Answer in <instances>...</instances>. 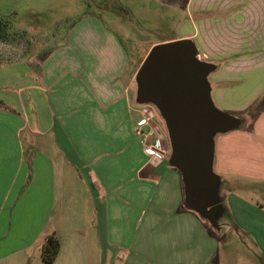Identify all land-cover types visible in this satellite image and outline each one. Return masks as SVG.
<instances>
[{
    "label": "crops",
    "instance_id": "0c3cea01",
    "mask_svg": "<svg viewBox=\"0 0 264 264\" xmlns=\"http://www.w3.org/2000/svg\"><path fill=\"white\" fill-rule=\"evenodd\" d=\"M154 2L182 14V35L164 42L191 40L213 66L207 81L217 108L241 112L261 99L264 0H128L127 7L149 11ZM67 36L38 71L25 60L0 63V99L14 110L0 109V264H48L40 248L51 233L60 244L51 264H219L218 237L185 201L154 105L161 120L142 124L147 107L135 77L153 45L132 53L124 26L92 14ZM148 133L162 141L165 159L144 154ZM215 137L220 203L227 204L225 186L239 192L242 180L264 192V112L250 130ZM230 208L239 217L251 209L236 201ZM262 216L252 222L259 264Z\"/></svg>",
    "mask_w": 264,
    "mask_h": 264
},
{
    "label": "rangeland",
    "instance_id": "374dc122",
    "mask_svg": "<svg viewBox=\"0 0 264 264\" xmlns=\"http://www.w3.org/2000/svg\"><path fill=\"white\" fill-rule=\"evenodd\" d=\"M127 2L123 0L118 3L119 7L127 10L123 12L114 7L110 0H0V18L8 21V29L0 35V63L25 60L30 69L35 71L44 56L46 58L59 44L68 42L67 33L73 24L90 14L103 18L110 28L124 26L128 36L125 42L127 47L140 56L152 45L173 42L175 40L164 41L182 35V14L179 11L162 7L156 2L152 3L149 11L134 4H131L133 10H129ZM227 8L224 6L223 13ZM211 101L214 104L212 96ZM145 105L153 112L155 122L160 121V113H156L152 104ZM261 105H264L261 101L257 102L256 109ZM241 122L242 119L238 118L237 127ZM167 142L169 144L168 138ZM242 181V186H238L239 192H236V187L226 186L225 192H221L227 204L220 203V212L212 215L215 224L203 219L218 237L215 238L219 240V264L260 263L257 258L259 251L252 242L255 237L252 222L259 215H264V192L256 187L254 181ZM233 201L251 209L239 217L230 208Z\"/></svg>",
    "mask_w": 264,
    "mask_h": 264
},
{
    "label": "water",
    "instance_id": "95a60500",
    "mask_svg": "<svg viewBox=\"0 0 264 264\" xmlns=\"http://www.w3.org/2000/svg\"><path fill=\"white\" fill-rule=\"evenodd\" d=\"M213 66L200 60L191 40L153 46L137 71L140 103H150L164 120L169 163L181 173L191 210L215 224L220 212L219 178L213 173L214 136L237 128V118L211 101L207 76Z\"/></svg>",
    "mask_w": 264,
    "mask_h": 264
},
{
    "label": "trees",
    "instance_id": "16d2710c",
    "mask_svg": "<svg viewBox=\"0 0 264 264\" xmlns=\"http://www.w3.org/2000/svg\"><path fill=\"white\" fill-rule=\"evenodd\" d=\"M114 7H117L119 10L123 12H127L126 9L124 8L122 9L121 7H119L117 2H114ZM5 29H8V21L0 18V35L1 36L2 34L5 33L4 31ZM44 59H45V56L42 58V60ZM38 70L39 68L37 65V71ZM259 101H261V103L264 104V95H262ZM256 104L257 102H255L254 104H252L247 109L241 112H226L227 114L233 117H236L237 119L238 118L242 119L241 125L237 127V130L238 129L243 130V131L250 130L252 127V123L256 119V117L260 113L264 112V105H261L259 109H256ZM0 109L7 110L9 112H14V110L11 107H9L7 104H5V102L2 101L1 99H0ZM59 249H60V244H59V239L56 233H51L47 235L40 248L41 259L48 264L53 263L57 257Z\"/></svg>",
    "mask_w": 264,
    "mask_h": 264
},
{
    "label": "built area",
    "instance_id": "2783aa9c",
    "mask_svg": "<svg viewBox=\"0 0 264 264\" xmlns=\"http://www.w3.org/2000/svg\"><path fill=\"white\" fill-rule=\"evenodd\" d=\"M142 115V124L149 125V122L153 119L151 111H149L148 109H144L142 111ZM138 134L142 133L138 132ZM142 148L144 154L149 158H153L160 161L165 159L166 157V149L163 146L162 141L158 138H152L149 133L145 134Z\"/></svg>",
    "mask_w": 264,
    "mask_h": 264
}]
</instances>
